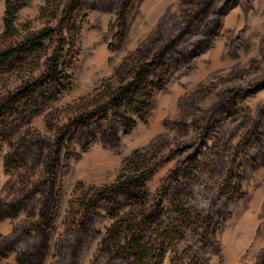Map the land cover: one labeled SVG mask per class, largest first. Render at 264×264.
<instances>
[{"label":"trees","instance_id":"1","mask_svg":"<svg viewBox=\"0 0 264 264\" xmlns=\"http://www.w3.org/2000/svg\"><path fill=\"white\" fill-rule=\"evenodd\" d=\"M25 1L5 0L0 35V76L30 74L18 89L0 97V147L12 145L4 167L14 176L5 187L6 196L0 197V223H15L10 233L0 234V264L11 257L16 264L47 263L63 196L60 174H67L70 163L94 145L117 148L139 123L146 124L154 95L171 73L205 51L234 7L240 2L250 4V0L189 1L180 17L125 59L116 86L95 93L88 110L58 127L53 136H45L30 126L72 87L68 71L80 57L82 29L76 17L85 9L116 14L111 29L118 30L109 49L117 52L126 40L135 0H49L45 10L59 24L14 42L15 23ZM47 42L55 44L51 55ZM231 56L236 58V52ZM247 92L230 91L203 114H198L197 104L189 106L179 125L180 137L189 133L191 120L206 151L180 160L155 198L147 184L167 158L153 163L154 158L137 153L130 176L72 201L53 264H80L89 241L96 237L102 238L90 264H162L165 260L212 264L213 256L222 253L218 237L233 216L232 205L246 197L243 181L251 171L264 168V104L251 118L239 107ZM47 125L55 130L50 122ZM177 148L185 150L184 144ZM103 213L112 224L100 234L97 224ZM256 264H264V255Z\"/></svg>","mask_w":264,"mask_h":264},{"label":"rangeland","instance_id":"2","mask_svg":"<svg viewBox=\"0 0 264 264\" xmlns=\"http://www.w3.org/2000/svg\"><path fill=\"white\" fill-rule=\"evenodd\" d=\"M48 1L27 0L21 5L15 23L18 33L14 42H20L32 34L59 24L58 19H54L51 12L45 10ZM189 1L191 0H135L128 15L126 40L117 52L109 49L118 30L117 27L111 29L115 26L116 14L94 12L90 9L81 12L76 17V22L82 28L78 42L80 57L74 68L68 71L73 79L72 87L57 102L49 105L32 123L30 129L35 133L53 136L58 127L88 110L95 93L106 90L108 86H116L117 75L125 59L148 44L166 23L180 17ZM5 12V0H0V35L4 31ZM46 44L51 55L55 44ZM232 51L236 52V58H232ZM215 55H218L216 63ZM203 67H207L206 71H209L199 77L198 73ZM43 69L44 67L34 75H39ZM29 76L28 73L0 76V97L18 89ZM235 90L248 91L239 102V107L247 110L251 118H255L264 104V0H250L249 5L240 2L224 17L217 37L205 51L187 67L174 70L165 86L156 91L152 106L148 110L146 124L139 123L132 135L122 138L121 145L117 148L94 145L80 160L70 163V171L67 174H60L63 196L59 223L46 264H53L55 261L56 244L66 230L72 201L91 189L110 185L122 177L130 176L136 165L137 153L154 158L153 163L167 158L147 184L152 198H155L164 180L175 170L180 160L196 155L197 151H206V148H201L199 134L191 125V120L187 123L189 133L180 137L179 125L190 110L189 106L197 104L198 114L207 113L223 95ZM172 97L174 101L169 106L165 104L167 98ZM200 99L203 101L200 102ZM165 110L169 113L162 116V111ZM48 122L55 127L54 131L49 129ZM180 144H184L185 150H177ZM164 145L172 146L163 148ZM11 149L12 145L9 143H3L0 147L2 198L6 196V185L14 178L8 175L4 168V158ZM97 159L105 160L106 165L113 163L114 169L101 177H86L80 173L79 170L82 171L81 168L85 164ZM243 189L246 197L232 205L233 216L218 237L222 253L220 256H213L212 264H256L264 255V168L251 171L243 181ZM258 193L260 196L255 205V218L252 222L246 219L241 222V227L243 225L249 231L248 237L244 239L246 245L240 244L242 248L239 246L234 249L232 228L236 225L235 215L241 217L243 205L252 203ZM249 223L251 229L247 225ZM14 224L10 220L0 223V233L7 234ZM111 224L112 221L103 213L97 224V232L104 234ZM101 238L96 237L89 241L80 264L91 263ZM2 264H16V261L11 257ZM162 264H170V261L165 260Z\"/></svg>","mask_w":264,"mask_h":264},{"label":"bare ground","instance_id":"3","mask_svg":"<svg viewBox=\"0 0 264 264\" xmlns=\"http://www.w3.org/2000/svg\"><path fill=\"white\" fill-rule=\"evenodd\" d=\"M234 18V17H233ZM232 18V19H233ZM217 59H218V55H215V59H214V63H216V61H217ZM218 63V62H217ZM211 67L212 66H210L209 68L211 69ZM207 68V67H206ZM206 68L205 67H203L202 69H201V71L197 74L199 77H203L204 76V74L207 72V71H209V70H207L206 71ZM213 70V69H212ZM200 79V78H199ZM202 79V78H201ZM174 98L172 97L171 99H168L167 98V100L165 101V104H167L168 106H169V104L172 102V101H174L173 100ZM174 106V105H173ZM166 113H169V111H167L166 112V110L165 111H162V116H164ZM106 161L105 160H103V159H97V160H94V161H92V162H88L87 164H85L81 169H82V171L81 170H79L80 171V173L82 174V175H84V176H86V177H91V175H96V176H103V175H105L106 174V172H108V171H111V170H113L114 169V167H113V163H109L108 165H106ZM259 178V177H258ZM259 196H260V193H258V194H256V197H255V200L251 203V202H247L246 204H244L243 205V210H242V214H241V217H237L236 215H235V226H234V228H232L233 230V234H234V243H233V248L234 249H236L235 247H239L240 246V244H243V245H246V238L248 237V235H249V231L245 228V227H243V225H242V227H241V222L243 221V220H247V221H251L252 222V220L255 218V215H254V213H255V210H256V208H255V205L257 204V200L259 199ZM241 213V212H240ZM248 223V222H247ZM233 224V223H232ZM250 224L251 223H249V224H247L248 226H250ZM244 226H245V223H244ZM249 228V227H248ZM250 229H251V226H250ZM228 234V233H227ZM251 235V234H250ZM232 236V235H231ZM241 239H243V240H241ZM245 239V240H244ZM239 240V241H238ZM249 240V239H248ZM232 244V243H231ZM242 245V246H243ZM231 247H232V245H231ZM241 247V246H240ZM242 248V247H241ZM236 251V250H235ZM234 253V252H233ZM239 253V252H238ZM233 255V254H232ZM236 255V254H235Z\"/></svg>","mask_w":264,"mask_h":264},{"label":"flooded vegetation","instance_id":"4","mask_svg":"<svg viewBox=\"0 0 264 264\" xmlns=\"http://www.w3.org/2000/svg\"><path fill=\"white\" fill-rule=\"evenodd\" d=\"M5 168V167H4ZM6 221H8V220H6ZM11 221V220H10ZM5 222V221H4ZM2 223V222H1ZM59 223V222H58ZM58 228V227H57ZM11 231H12V229H11ZM11 231H9L8 233H10ZM7 233V234H8ZM1 234V233H0ZM3 235H6V234H3ZM54 238V237H53Z\"/></svg>","mask_w":264,"mask_h":264}]
</instances>
